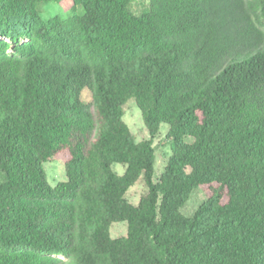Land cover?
Returning a JSON list of instances; mask_svg holds the SVG:
<instances>
[{
    "label": "trees",
    "instance_id": "16d2710c",
    "mask_svg": "<svg viewBox=\"0 0 264 264\" xmlns=\"http://www.w3.org/2000/svg\"><path fill=\"white\" fill-rule=\"evenodd\" d=\"M48 1L0 0V30L29 41L0 59V264H264V0H147L139 15L72 0L80 15L43 22ZM130 100L150 140L123 122ZM60 155L51 187L41 166Z\"/></svg>",
    "mask_w": 264,
    "mask_h": 264
},
{
    "label": "rangeland",
    "instance_id": "374dc122",
    "mask_svg": "<svg viewBox=\"0 0 264 264\" xmlns=\"http://www.w3.org/2000/svg\"><path fill=\"white\" fill-rule=\"evenodd\" d=\"M148 7L147 0H134L130 6V10L134 15H139L145 11ZM37 11L40 20L46 22L48 20L58 18L59 20H67L81 14V9L74 5L72 0H56L42 2L38 4ZM29 41L26 38L14 36L8 32L0 30V59L3 57H19L21 55V49L27 45ZM4 55V56H3ZM23 55V54H22ZM21 57V56H20ZM123 122L129 128L135 141L141 142L144 140H150L149 134L141 120V114L136 107L133 100L128 101L124 108ZM167 126L161 125L157 136L152 139L154 148V175L153 181L155 182L158 176L163 172L166 165V160L170 155V149L172 142L166 138ZM191 142V140H186ZM67 160L65 155L57 156L47 163L42 164V171L47 184L51 187H55L58 183L66 180L64 163ZM113 172L122 176L125 167L122 165H112ZM146 188L143 181L140 179L132 188L128 190L125 195L127 202L133 206H136L139 199L145 194ZM208 194L205 189L200 188L194 192L185 206L181 209V213L185 217H191L199 206L205 203L208 199ZM109 236L111 239H118L126 236V224L115 223L112 224L109 229Z\"/></svg>",
    "mask_w": 264,
    "mask_h": 264
}]
</instances>
